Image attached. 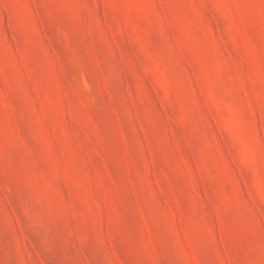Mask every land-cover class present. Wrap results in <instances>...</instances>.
<instances>
[{"label": "rangeland", "instance_id": "rangeland-1", "mask_svg": "<svg viewBox=\"0 0 264 264\" xmlns=\"http://www.w3.org/2000/svg\"><path fill=\"white\" fill-rule=\"evenodd\" d=\"M0 264H264V0H0Z\"/></svg>", "mask_w": 264, "mask_h": 264}]
</instances>
